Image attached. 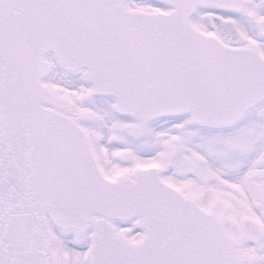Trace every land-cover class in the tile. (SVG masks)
I'll return each mask as SVG.
<instances>
[{"label":"snow or ice","instance_id":"6c2138e0","mask_svg":"<svg viewBox=\"0 0 264 264\" xmlns=\"http://www.w3.org/2000/svg\"><path fill=\"white\" fill-rule=\"evenodd\" d=\"M0 264H264V0H0Z\"/></svg>","mask_w":264,"mask_h":264}]
</instances>
